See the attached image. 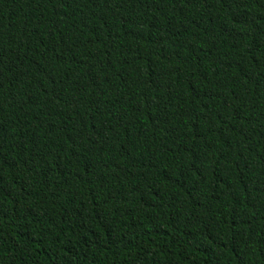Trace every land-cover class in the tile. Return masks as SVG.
<instances>
[{
	"label": "trees",
	"instance_id": "16d2710c",
	"mask_svg": "<svg viewBox=\"0 0 264 264\" xmlns=\"http://www.w3.org/2000/svg\"><path fill=\"white\" fill-rule=\"evenodd\" d=\"M0 264H264V0H0Z\"/></svg>",
	"mask_w": 264,
	"mask_h": 264
}]
</instances>
